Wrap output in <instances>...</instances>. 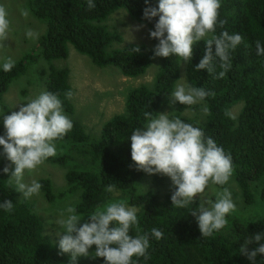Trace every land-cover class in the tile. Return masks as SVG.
Segmentation results:
<instances>
[{"label": "trees", "instance_id": "1", "mask_svg": "<svg viewBox=\"0 0 264 264\" xmlns=\"http://www.w3.org/2000/svg\"><path fill=\"white\" fill-rule=\"evenodd\" d=\"M94 3L96 7L89 9L87 0H27L32 16L45 25V31L35 51L16 61L10 72L0 67V102L16 80L27 75L32 67L46 62L48 70L39 71L46 91L59 93L65 113L73 116L72 99L63 95L72 91L70 70L58 68L53 62L67 60L73 50L90 58L95 66L118 69L128 78L136 79L147 73L153 64V51L135 43L118 47L123 37L107 21L118 10L125 11L133 21L148 27L150 41L156 47L159 41L150 37V31L154 30L158 17L151 21L145 19L144 9L157 6L158 0H149L148 4L145 0H94ZM219 20L227 23L223 29L217 25V35L225 30L229 34L238 33L244 43L231 52L233 66L222 79L213 78L222 70L218 58L214 61L216 73L213 75L207 70H195L205 53L206 43L200 41L194 45L193 57L186 61L187 81L194 87L214 91L215 96H208L200 103L202 108L205 105L209 108L208 114L198 108L195 117H185L184 111L191 106L177 102L175 116L201 128L205 137L213 138L231 153L233 177L242 201L245 207H252L257 201L264 203V57L257 56L255 49L257 40L264 44V0H221ZM244 44L250 47L245 48ZM136 47L140 48L139 53L134 52ZM182 62L176 56L160 57L153 81L128 90L125 113L108 120L99 135L87 133L79 121L72 120V130L55 141L65 155L53 161L68 168L66 187L58 197H77L74 207L78 214L85 216L83 223L97 205L115 202L113 194L120 192L121 200L138 209L142 232L150 234L151 229L157 228L163 233L160 240L150 236L149 258H139L138 264H253L240 253V248L248 237L264 233V215L252 221L234 215L226 217V227L211 237H202L197 218L190 214L201 202L198 197L187 208H177L171 200L174 185L164 196L140 188L145 172L137 170L131 158L132 131L137 127L143 130L147 123L145 112L159 114L171 105ZM240 105V111L235 114L233 109ZM225 110L234 118L226 116ZM4 133L0 126V135ZM9 163L0 146V203L10 200L14 204L11 212L0 208V264H69L70 254H62L59 244L44 234V222L34 202L22 198L15 191V183L7 182L10 174L3 169ZM39 183L47 200L54 202L51 181L42 179ZM163 183L164 177H154V185ZM109 185H115L114 191H106ZM130 234L135 236V227ZM257 247L255 241L248 246L249 251ZM77 264H105V261L82 256L78 257ZM255 264H264V255H258Z\"/></svg>", "mask_w": 264, "mask_h": 264}, {"label": "clouds", "instance_id": "2", "mask_svg": "<svg viewBox=\"0 0 264 264\" xmlns=\"http://www.w3.org/2000/svg\"><path fill=\"white\" fill-rule=\"evenodd\" d=\"M145 3L148 4L149 0ZM87 6L94 9L96 4L94 0H87ZM220 8L221 0H158L157 6L146 7L145 19L151 21L158 17L154 30L150 31V37L159 41L154 56H176L189 61L193 57L194 45L204 41L205 53L195 70H207L213 75L216 73L214 61L218 58L222 70L213 78H224L233 66L231 52L244 43V38L226 30L216 34L217 25L223 29L227 23L219 20ZM20 13L24 18L31 14L27 7L21 8ZM8 16L6 7L0 4V47L8 40L11 31ZM25 35L31 40L39 38V33L32 28H26ZM244 47L250 45L244 44ZM255 49L257 56L264 57V44L259 40L255 42ZM133 50L140 52L139 47ZM14 66L15 60L11 57H6L2 63L4 72H10ZM63 95L71 100L74 93L68 90ZM208 96L214 97L215 92L205 87H194L181 78L177 80L170 103L192 106L202 103ZM18 107L19 111L0 115L5 129L4 135H0V146L10 162L3 171L10 174L11 179L7 182L15 183V191L21 193L22 198L30 199L40 194L42 185L35 179L25 182V172L31 173L57 154L55 141L63 139L72 130L73 122L63 109L59 93L42 91ZM202 111L208 114L210 110L205 105ZM173 114L144 113L147 123L143 130L137 127L132 131L131 158L139 171L170 177L175 188L171 196L173 206L187 208L206 188L224 186L229 182L234 172L233 158L213 138L205 137L201 128ZM225 115L234 118L228 110H225ZM12 165L15 166L14 171ZM114 189L115 185H109L106 191ZM13 207L10 200L0 203V208L7 212H11ZM235 210L231 192L224 187L222 191H216L214 201L202 199L190 214L197 218L202 237H211L227 226L226 217ZM137 212L135 206H129L123 200L109 201L97 205L87 215L88 220L82 223L85 216L78 214L74 206L66 207L55 220L60 252L70 254L69 264H77L80 256L102 258L105 264H138L139 258L148 259L150 236L160 240L163 233L157 228L151 229L150 234L142 232ZM134 227L135 236L130 234ZM262 240L264 233L255 234L248 237L240 248V253L253 264L258 255H264ZM254 241L259 247L249 251L248 246ZM92 246H96V250L90 253Z\"/></svg>", "mask_w": 264, "mask_h": 264}, {"label": "rangeland", "instance_id": "3", "mask_svg": "<svg viewBox=\"0 0 264 264\" xmlns=\"http://www.w3.org/2000/svg\"><path fill=\"white\" fill-rule=\"evenodd\" d=\"M0 4L6 7L9 13L8 18L11 21V31L9 32L8 40L0 47L1 67L6 57H11L16 62L25 55L35 51L38 46V40L45 31V25L35 19L32 14L28 18H24L21 15L20 9L24 7L28 8L27 0H0ZM118 11L107 21L109 27L119 32L123 37V43L117 46L124 47L132 43L143 44L153 51V64L145 75L133 79L125 77L115 68H99L93 64L90 58L79 54L75 50L70 52L67 60L53 61L54 66L58 68L67 67L70 70V84L74 93L72 103L75 110L74 115L70 119L79 121L84 126L86 132L91 135H99L103 125L108 120L115 115L125 113L127 91L144 84H150L155 78L160 64V57L154 56L155 46L150 41L148 27L133 21L125 11ZM26 28H32L37 31L39 38L36 40L27 38L25 35ZM48 68V63L41 62L32 67L27 75L16 80L4 95L2 102H0V115L11 114V111H19V105L26 103L29 98H35L42 91H46L44 78H40L39 71L43 69L48 70ZM181 78H184L185 83H188L186 78V61L182 62ZM198 108L202 112V106L198 103L185 110L183 116L195 117L199 113L197 111ZM240 109L241 105L235 107L233 112L238 114ZM172 112H174L173 115H176L175 105L166 107L161 113L170 114ZM0 126L5 132L2 116H0ZM56 148L57 154L54 157L48 158L43 165L31 173L26 171L24 180L25 182H30L32 179L38 182L42 179L51 181V188L56 198L54 202L48 201L42 191L38 196H33L30 200L34 202L36 212L44 222V234L53 243L59 244L58 237L56 236L58 229L55 225V220L59 217L61 210L68 206H74L77 197H58L66 187L65 176L68 168L53 161V159L65 155L64 151L57 145ZM14 168L15 166L13 165V171ZM156 176L164 177L163 185L156 186L153 184V179ZM9 177L11 179V176ZM171 186H173V183L170 177L161 174L149 175L147 173H145V177L140 184L141 190H154L159 192L161 196H164ZM224 187H227L231 192L232 200L236 206L235 212L229 214L228 218L234 215L238 219L252 221L264 215V203L261 201H257L255 206L252 207L244 206L240 189L233 175L226 185H212L197 197L200 200L212 199L214 201L216 199V191H222ZM113 196L115 202L121 201L120 192L115 191ZM95 250L96 247L92 246L90 253Z\"/></svg>", "mask_w": 264, "mask_h": 264}]
</instances>
